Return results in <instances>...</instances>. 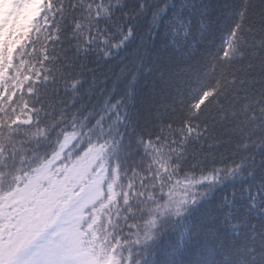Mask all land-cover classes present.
I'll use <instances>...</instances> for the list:
<instances>
[{
  "label": "trees",
  "instance_id": "16d2710c",
  "mask_svg": "<svg viewBox=\"0 0 264 264\" xmlns=\"http://www.w3.org/2000/svg\"><path fill=\"white\" fill-rule=\"evenodd\" d=\"M89 2L76 0L73 9V0H55L64 4L60 39L49 48L55 81L39 88L51 119L65 117L57 127L70 125L74 112L85 129L102 117L105 128L112 125L105 137L123 134L121 147L135 149L120 157L130 167L142 156L138 136L176 135L190 102L216 80L223 84L190 117L198 132L187 138L181 161V176L220 168V181L205 186L208 194L183 214L160 216L134 260L264 264V0H103L111 15L102 12L99 20L87 16ZM81 18L84 33H103L107 41L97 35L86 45L74 30ZM237 23L235 51L221 59ZM117 112L124 121L113 123ZM237 164L241 168L227 175Z\"/></svg>",
  "mask_w": 264,
  "mask_h": 264
},
{
  "label": "snow or ice",
  "instance_id": "6c2138e0",
  "mask_svg": "<svg viewBox=\"0 0 264 264\" xmlns=\"http://www.w3.org/2000/svg\"><path fill=\"white\" fill-rule=\"evenodd\" d=\"M7 2L12 5L10 15L18 16L29 0ZM76 6L73 0V9ZM86 7L87 16L97 20L102 12L111 15V6L103 0ZM63 10V3L39 0L23 39L11 50L7 43L0 48V264H140L134 250L150 237L159 217L183 214L186 206L208 194L205 186L221 179L220 168L181 176V161L187 138L198 132L190 117L223 84L216 80L190 102L189 118L176 128V135L138 136L142 156L129 167L120 157L135 149L121 147L123 134L105 137L112 125L105 128L102 117L85 129L75 123L74 112L70 125L57 127L64 115L51 119L41 101L39 85L55 81L49 48L60 39ZM73 24L86 45L97 35L102 43L107 41L103 33L82 31L85 18ZM241 27L235 25L221 59L235 51ZM77 82L72 81L73 87ZM260 111L264 114V105ZM123 121L117 112L113 123ZM95 128L100 132L94 138ZM240 168V164L229 168L227 175Z\"/></svg>",
  "mask_w": 264,
  "mask_h": 264
},
{
  "label": "rangeland",
  "instance_id": "374dc122",
  "mask_svg": "<svg viewBox=\"0 0 264 264\" xmlns=\"http://www.w3.org/2000/svg\"><path fill=\"white\" fill-rule=\"evenodd\" d=\"M39 0H29L25 11L18 16H11L12 5L5 0L0 3V48L5 43L8 44L9 50L16 43H19L23 36L30 29L32 17L36 14Z\"/></svg>",
  "mask_w": 264,
  "mask_h": 264
}]
</instances>
